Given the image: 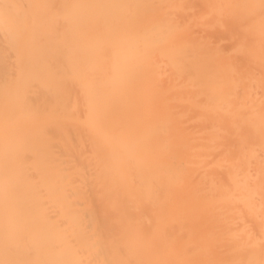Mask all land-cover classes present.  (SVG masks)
I'll list each match as a JSON object with an SVG mask.
<instances>
[{"label": "bare ground", "instance_id": "1", "mask_svg": "<svg viewBox=\"0 0 264 264\" xmlns=\"http://www.w3.org/2000/svg\"><path fill=\"white\" fill-rule=\"evenodd\" d=\"M241 2L0 0V264H264Z\"/></svg>", "mask_w": 264, "mask_h": 264}, {"label": "rangeland", "instance_id": "2", "mask_svg": "<svg viewBox=\"0 0 264 264\" xmlns=\"http://www.w3.org/2000/svg\"><path fill=\"white\" fill-rule=\"evenodd\" d=\"M240 8L245 12L241 14L245 25L249 27H261L264 22V0L259 3V0H240Z\"/></svg>", "mask_w": 264, "mask_h": 264}]
</instances>
